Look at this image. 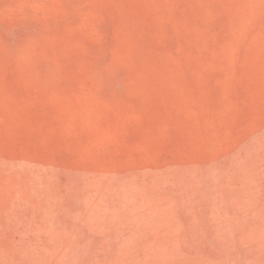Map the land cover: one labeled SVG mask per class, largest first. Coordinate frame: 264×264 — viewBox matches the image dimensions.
<instances>
[{
	"label": "rangeland",
	"instance_id": "1",
	"mask_svg": "<svg viewBox=\"0 0 264 264\" xmlns=\"http://www.w3.org/2000/svg\"><path fill=\"white\" fill-rule=\"evenodd\" d=\"M0 264H264V0H0Z\"/></svg>",
	"mask_w": 264,
	"mask_h": 264
}]
</instances>
